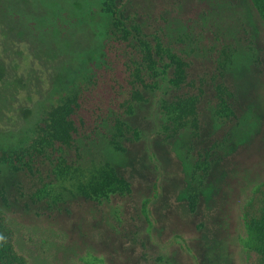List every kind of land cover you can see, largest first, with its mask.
<instances>
[{
    "label": "trees",
    "instance_id": "trees-1",
    "mask_svg": "<svg viewBox=\"0 0 264 264\" xmlns=\"http://www.w3.org/2000/svg\"><path fill=\"white\" fill-rule=\"evenodd\" d=\"M134 1L141 0H102V60L91 63L75 87L57 90L25 146L0 152V173L6 166L12 173L37 175L41 186L32 196L47 205L71 197L111 207L118 217L130 209V219L144 226L142 233L154 244L159 218L174 206V193L167 189L173 174L157 146L172 156L180 138L190 141L187 207L196 214L212 152L221 145L198 150L194 143L202 138L206 118L220 126L238 120L228 76L238 56L253 54L256 43L243 6L234 0L193 6L188 16L180 13L181 0H163L168 7L149 4L146 13L131 8ZM247 2L264 28V0ZM199 65H204L203 72ZM138 115L147 121V129L129 122ZM134 145L145 151L138 166L145 171L144 186L130 170L122 173L103 155L105 150L129 155L128 146ZM241 221L245 264H264V179L243 205ZM17 238L0 209V264H32L19 251ZM184 242L175 234L165 246L179 244L185 253L192 252Z\"/></svg>",
    "mask_w": 264,
    "mask_h": 264
},
{
    "label": "rangeland",
    "instance_id": "rangeland-1",
    "mask_svg": "<svg viewBox=\"0 0 264 264\" xmlns=\"http://www.w3.org/2000/svg\"><path fill=\"white\" fill-rule=\"evenodd\" d=\"M181 1L180 13L188 16L193 6L230 0ZM234 1L246 12L256 47L253 54L244 51L238 56L228 76L236 93L238 120L220 126L206 118L202 138L194 143L198 150H208L216 142L221 145L212 152V168L197 213L187 207L190 141L184 137L177 141L172 156L157 146L159 157L173 174L167 189L174 193V206L159 218L160 240L154 244L142 233L144 226L130 219V209L118 217L111 207L71 197L47 205L33 199L41 186L37 175L12 173L2 166L0 209L17 231L19 251L32 264H245L241 210L264 179V28L247 0ZM101 3L0 0V152L25 146L57 90L75 87L90 64L102 60L105 23L98 12ZM149 4L170 6L168 1L141 0L132 2L131 8L146 13L151 10ZM204 70L199 65L198 71ZM129 122L148 128L141 115ZM128 148L129 155L108 150L103 155L122 173L130 170L136 183L144 186L145 171L138 169L145 159L143 145ZM175 234L193 251L185 253L179 244L166 249L165 243Z\"/></svg>",
    "mask_w": 264,
    "mask_h": 264
}]
</instances>
